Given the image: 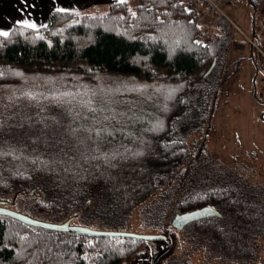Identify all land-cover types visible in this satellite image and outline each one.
I'll return each mask as SVG.
<instances>
[{
    "label": "trees",
    "instance_id": "obj_1",
    "mask_svg": "<svg viewBox=\"0 0 264 264\" xmlns=\"http://www.w3.org/2000/svg\"><path fill=\"white\" fill-rule=\"evenodd\" d=\"M185 6L184 0H124L99 14L55 9L36 30L15 26L8 37L0 35V84H11L18 72H61L129 76L170 89L153 107L136 101L126 125L121 111L111 113L102 120L105 126L99 122V133L81 132L75 125L79 116L69 121L68 104L46 93V107L34 119L46 132L37 137L26 131L24 151L2 160L0 200L29 196L31 208L97 231L138 212L146 223L177 227L179 247L195 255L196 264H259L264 192L213 183L210 166L207 171L198 156L203 143L189 145L209 104L208 85L227 49L230 22L217 15L196 24ZM200 31L210 36L209 43H194ZM56 116L67 131L52 129ZM6 123L0 122L1 139L11 127ZM1 145L5 149V141ZM102 153L116 155L106 160ZM40 157L49 162L46 167H37ZM202 209L215 212L182 227L174 224L177 216ZM150 240L53 230L0 214V264H127Z\"/></svg>",
    "mask_w": 264,
    "mask_h": 264
},
{
    "label": "rangeland",
    "instance_id": "obj_2",
    "mask_svg": "<svg viewBox=\"0 0 264 264\" xmlns=\"http://www.w3.org/2000/svg\"><path fill=\"white\" fill-rule=\"evenodd\" d=\"M107 5L90 7L81 12L103 13ZM224 7L236 26L230 23L226 28L228 46L220 68L209 82V104L202 111L204 114L197 123L199 129L193 130L189 145L196 148L198 142L203 143L202 152L198 156L205 167L210 166V181L213 183L264 192V0H234ZM250 39L254 40V45ZM18 73L11 84H0V122H8L4 126H11L7 128L8 135L2 139L0 137V164L9 157L8 154L24 151L23 146L28 139L26 133L31 131L37 137L45 134L46 128L35 124L38 120L34 119L46 107L49 100L46 93L61 94L60 99L71 109L69 121L78 115L79 120L75 125L83 131L101 130L99 122L106 120L108 115L112 117L111 113L120 111L126 125L129 122L127 117L130 116L128 112L136 101L141 100L145 105L149 102L148 105L152 106L155 100H163L170 90L161 82L146 84L129 76L113 74L86 77L61 72ZM141 84L146 87L140 89ZM30 91L36 92L40 98L22 95ZM65 92L72 93V98L63 97ZM89 98L97 101V105L88 106L84 101ZM55 118L50 122L52 129H56V132L63 129L62 133L67 131L66 127L58 126V116ZM105 123L102 125L105 126ZM16 124H20L19 128ZM2 141L6 143L5 149L2 148ZM5 152L7 154L4 156ZM206 169L209 170L208 167ZM4 198L8 200H0L4 207L44 222L62 223V219L54 214L31 208L34 199L29 196ZM93 221L97 223V220ZM74 222L72 225L80 226ZM98 227L101 230L165 234L172 237V245L169 242L166 244L163 238L150 240L144 246L143 253L127 264H196V256L186 248L179 247V229L171 228L169 222H164L161 228L160 225L146 223L145 217L134 212L128 222L119 220L111 226ZM166 245L169 248L163 250ZM261 255L259 264H264V249Z\"/></svg>",
    "mask_w": 264,
    "mask_h": 264
},
{
    "label": "crops",
    "instance_id": "obj_3",
    "mask_svg": "<svg viewBox=\"0 0 264 264\" xmlns=\"http://www.w3.org/2000/svg\"><path fill=\"white\" fill-rule=\"evenodd\" d=\"M113 1L118 0H28V3L34 7L27 8V12L31 13L30 18L44 25L50 13L58 7H74L81 12L83 9L104 6ZM24 7L21 0H0V28L11 29L15 20L23 18L19 9Z\"/></svg>",
    "mask_w": 264,
    "mask_h": 264
},
{
    "label": "snow or ice",
    "instance_id": "obj_4",
    "mask_svg": "<svg viewBox=\"0 0 264 264\" xmlns=\"http://www.w3.org/2000/svg\"><path fill=\"white\" fill-rule=\"evenodd\" d=\"M119 3H123L124 0H118ZM21 3H23L25 5L24 8L19 9V11L21 12V14L23 15L22 19H17L14 21V26L13 29H4V28H0V35H3L4 37H8L10 35V32H12L15 29V26H20V31L23 32L25 29H32V30H36L40 27H42V24H38L37 21L31 17V13L27 12V8L29 7H34V5H31L28 3V0H21ZM57 11L60 12H65V13H69V12H78L79 9L78 8H74V7H58L56 9ZM185 11L187 12H191L192 9L188 8L187 6H185ZM133 15H136V13H133ZM77 21H73V23H76ZM197 27H199V25H197ZM36 36H40L39 31L36 32ZM195 44L199 45L201 43H203L200 40H196L194 41ZM49 44H51V41H49ZM146 85H139L140 89L145 88ZM22 95H27L28 97H33V98H37L39 99L40 97H38L36 92H27V93H22ZM49 95L51 96H60L61 94L59 93H50ZM63 97H67V98H72V93L70 92H65L63 93ZM88 106H94L97 105V101L89 98L88 100L84 101ZM100 103H102V100L100 101ZM87 131L91 132V131H96L97 133H99V129H87ZM73 134L75 135V130H73ZM102 155H105V158L107 160V157L109 155H116V154H106V153H102ZM41 160V164L37 165V167H46V165L49 163L48 161H44L42 157L39 158ZM22 175H24L25 177L28 176L27 173H23ZM223 191V190H220ZM203 211L207 212L209 211V209H204ZM213 212H215V209H212ZM219 213H217L218 215ZM199 215V212H192L189 213L188 216L190 217H197ZM177 219H185V217H177ZM60 227H63V225H60ZM88 244H92L93 241H88ZM8 247H11V245H8ZM17 252L19 253V250H17ZM99 255V254H98ZM84 259L87 260L88 256L87 254H85Z\"/></svg>",
    "mask_w": 264,
    "mask_h": 264
},
{
    "label": "water",
    "instance_id": "obj_5",
    "mask_svg": "<svg viewBox=\"0 0 264 264\" xmlns=\"http://www.w3.org/2000/svg\"><path fill=\"white\" fill-rule=\"evenodd\" d=\"M202 210H197L194 212H199V215L195 218H198L202 215H205L207 213H212V210L209 209V211L205 212ZM192 213V212H191ZM0 214H6L10 215L12 217H15L23 222H26L28 224L34 225V226H40L48 229H53V230H59V231H86V232H94V233H101V234H117V235H127V236H136L144 239H157V238H166L165 235L163 234H137L134 232H119V231H97V230H92L87 227H81V226H76L72 225L70 221L63 222V223H48L44 222L38 219H34L28 215H25L23 213L17 212L15 210H12L10 208L4 207L0 204ZM189 213L179 215L177 217H185V219H177V217L174 219V224L177 225L178 227H182L185 223L191 221L192 219H195L193 217L188 216ZM60 225H63V227H60Z\"/></svg>",
    "mask_w": 264,
    "mask_h": 264
},
{
    "label": "built area",
    "instance_id": "obj_6",
    "mask_svg": "<svg viewBox=\"0 0 264 264\" xmlns=\"http://www.w3.org/2000/svg\"><path fill=\"white\" fill-rule=\"evenodd\" d=\"M188 8L192 9V20L194 23L199 24L204 21L207 17H215L220 15L226 18L233 26H236L235 22L232 20L228 12L225 10L226 5H229L234 0H184ZM197 38L199 40H204L205 43L210 42V36L204 32L200 31ZM251 43L254 45L253 39H250Z\"/></svg>",
    "mask_w": 264,
    "mask_h": 264
}]
</instances>
